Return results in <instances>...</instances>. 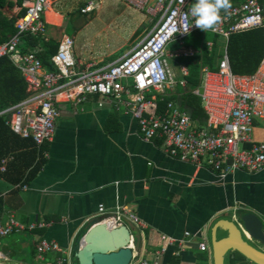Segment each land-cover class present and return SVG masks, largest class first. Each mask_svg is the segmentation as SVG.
<instances>
[{"label":"built area","instance_id":"obj_1","mask_svg":"<svg viewBox=\"0 0 264 264\" xmlns=\"http://www.w3.org/2000/svg\"><path fill=\"white\" fill-rule=\"evenodd\" d=\"M119 1L149 18V23L154 25L152 30L128 54L105 67L80 63L73 54L74 40L63 37L51 58L55 73L44 70L33 53L21 49L22 39L27 36L48 42L44 18L51 10V1L23 3L25 13L14 25L16 34L0 45V59L7 58L26 84V97L0 111V117L6 116L5 126L40 149L55 137L60 117L58 104L80 105L95 96L99 108L106 103L125 108L136 122L141 138L145 142L160 140L169 158L208 170L221 178L236 171L256 174L264 170V143L253 139L256 123L264 119V57L252 75H234L226 51L215 72L203 71L199 87L202 94L198 90L193 93L206 116L203 126L194 123L185 111L171 102L159 112L158 96L186 86L187 67H179L178 77L174 75L172 63L195 55V51L184 47V41L191 34L202 31L191 26L189 10L194 0ZM96 7L97 4L90 2L80 12L89 15ZM220 17L213 29L202 32L227 41L234 34L264 31L263 11L258 0H245ZM186 28H189L187 32ZM212 46L207 44L208 49ZM5 163L1 162L0 173L5 172ZM86 224L90 227L103 224L111 229L128 228L129 224L137 229L143 227L139 218L125 208L108 211L102 205ZM44 228V222L23 224L13 214H8L5 221L0 220V239ZM191 237L185 234L184 240ZM161 241L165 242V248L161 247L151 259H140L135 264H161L168 246L184 244L183 240L175 242L165 236ZM33 248L38 262L56 255L55 264H71L72 252L61 249L56 242L34 236ZM198 250L206 252V245L199 243Z\"/></svg>","mask_w":264,"mask_h":264},{"label":"crops","instance_id":"obj_2","mask_svg":"<svg viewBox=\"0 0 264 264\" xmlns=\"http://www.w3.org/2000/svg\"><path fill=\"white\" fill-rule=\"evenodd\" d=\"M9 10L8 17H15L20 11L17 7ZM44 20L48 41L60 43L63 37H70L63 33L62 18L60 24H50L46 15ZM70 38L74 40V57L84 65L109 66L130 52L109 63V56L90 57L74 37ZM218 40L223 43L221 52L219 49L222 58L227 41ZM173 66L179 77L182 65L177 60ZM178 88L168 93L175 94ZM98 101L91 96L80 105L58 104L60 117L55 137L42 146L45 153L40 171L25 184L0 180L1 221L13 214L23 224L44 222L46 228L23 234L27 239L33 238V242L34 236L56 242L61 249L73 253L78 237L88 225L86 220L97 214L98 206L108 211L125 208L143 224L138 229L128 225L133 240L132 264L151 259L161 247L165 248L162 236L175 242L183 240L184 244L168 246L161 264H171L173 259L179 264H198L204 256L206 264H213L211 230L217 222L252 214L260 219L264 229V170L256 174L236 171L221 178L169 158L160 140L145 142L141 138L136 122L125 108L112 103L99 108ZM253 139L264 143L260 121L255 125ZM11 160L1 161L6 162L5 170ZM185 234H190L191 239L184 240ZM225 236L221 230L216 233L217 240ZM199 243L206 245V252L198 250ZM0 255V264H24L10 262L12 253L7 250ZM56 257L50 255L38 262L35 256V264H55ZM232 264L251 263L234 260Z\"/></svg>","mask_w":264,"mask_h":264},{"label":"trees","instance_id":"obj_3","mask_svg":"<svg viewBox=\"0 0 264 264\" xmlns=\"http://www.w3.org/2000/svg\"><path fill=\"white\" fill-rule=\"evenodd\" d=\"M33 0H0V45L7 42L16 34L15 23L25 13L22 7L24 2ZM245 0H229L232 8ZM259 5L264 6V0H258ZM20 9L15 17H8L3 13L5 8ZM228 8V9H229ZM225 10H221L223 13ZM220 13V14H221ZM54 16L47 15L49 17ZM264 18V13H263ZM57 24L61 18L56 16ZM195 37L198 42H188L189 38ZM213 43V48L208 51L206 44ZM186 48L195 50V55L190 59H180L179 64L187 67L189 75L186 79L185 88H178L175 94L167 93L165 96H158V111L163 112L166 103L171 102L185 111L190 119L203 126L206 116L201 108L199 99L193 94L201 86V74L205 69L215 72L218 68V61L221 58L218 48V37L211 34L210 37L202 31H196L185 41ZM59 43L55 41L45 42L40 38L24 37L21 42V49L25 53H33L42 63L43 69L55 73L56 68L51 63V58L57 52ZM226 53L231 72L234 75H252L256 72L261 60L264 57V31L257 29L249 32L231 35L226 42ZM26 97V84L20 72L11 64L7 58L0 59V111L16 105ZM162 99V101H161ZM5 117H0V163L2 160L11 158L4 173L0 174V180L7 183L25 184L28 183L41 169L44 164L45 147L37 149L31 140H22L5 126ZM1 206V202H0ZM89 229V228H88ZM85 234V233H84ZM84 234H81L76 241V248L73 250L72 259H75L78 243ZM228 264L234 260H245L238 253H229ZM198 264H206V257L198 260ZM77 262V260H76ZM171 264H179V260L173 259Z\"/></svg>","mask_w":264,"mask_h":264},{"label":"rangeland","instance_id":"obj_4","mask_svg":"<svg viewBox=\"0 0 264 264\" xmlns=\"http://www.w3.org/2000/svg\"><path fill=\"white\" fill-rule=\"evenodd\" d=\"M51 9L57 14L49 17V23H55L56 16L64 20L63 33L66 36L74 37L79 47H82L90 57H108L110 63L114 59L131 51L132 48L153 28L143 13H139L128 7L119 0H50ZM89 2L99 3V8L89 15H82L81 9ZM5 8L3 13L8 16ZM10 12V10H9ZM56 27V26H54ZM208 37L211 34H207ZM60 38L59 32L55 33ZM188 42L193 44L198 40L195 37L189 38ZM222 41L218 40L220 52ZM176 49L178 48L175 45ZM185 47V46H184ZM113 55V57H112ZM112 58H111V57ZM174 75L177 76V69L173 66ZM264 126V120L260 121ZM90 225H87L82 234L86 233ZM26 238L25 234H13L0 240L3 248L0 252L7 250L12 253L10 262L21 261L24 264H35V253L32 247L33 238ZM29 243L31 246H29ZM251 244L264 252V247L256 242ZM13 264V263H10ZM73 264H77L76 260ZM228 257L226 256V263Z\"/></svg>","mask_w":264,"mask_h":264},{"label":"water","instance_id":"obj_5","mask_svg":"<svg viewBox=\"0 0 264 264\" xmlns=\"http://www.w3.org/2000/svg\"><path fill=\"white\" fill-rule=\"evenodd\" d=\"M261 9L264 12V6ZM198 92L201 95L202 89L199 88ZM220 230L226 236L217 240L216 233ZM251 242L264 247L263 224L256 216L248 214L237 220H220L211 230L213 264H225L229 253H238L251 264H264V252ZM132 248L129 228L111 229L97 224L89 227L81 238L75 258L77 264H131Z\"/></svg>","mask_w":264,"mask_h":264},{"label":"clouds","instance_id":"obj_6","mask_svg":"<svg viewBox=\"0 0 264 264\" xmlns=\"http://www.w3.org/2000/svg\"><path fill=\"white\" fill-rule=\"evenodd\" d=\"M230 7L229 0H194L190 8V17L192 25L207 32L214 28L220 20L221 10H227ZM189 28L185 29V32Z\"/></svg>","mask_w":264,"mask_h":264},{"label":"bare ground","instance_id":"obj_7","mask_svg":"<svg viewBox=\"0 0 264 264\" xmlns=\"http://www.w3.org/2000/svg\"><path fill=\"white\" fill-rule=\"evenodd\" d=\"M54 12L52 11V10H49L47 13H46V16L47 15H52ZM249 237V236H248ZM0 257H1V255H0Z\"/></svg>","mask_w":264,"mask_h":264}]
</instances>
